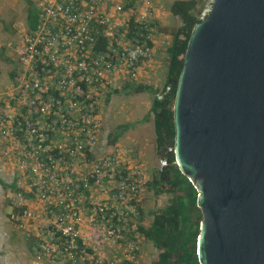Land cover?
<instances>
[{"label": "built area", "instance_id": "built-area-1", "mask_svg": "<svg viewBox=\"0 0 264 264\" xmlns=\"http://www.w3.org/2000/svg\"><path fill=\"white\" fill-rule=\"evenodd\" d=\"M37 4L38 30L10 45L17 74L0 92V165L20 189L10 220L34 237L31 264H140L141 229L151 225L144 216L150 175L104 140L101 96L115 88L117 74L136 81L157 42L169 39L157 28L152 0L129 13L116 0ZM133 15L153 47L127 37ZM102 32L110 39L98 50ZM167 165V157L159 160L161 170Z\"/></svg>", "mask_w": 264, "mask_h": 264}, {"label": "water", "instance_id": "water-1", "mask_svg": "<svg viewBox=\"0 0 264 264\" xmlns=\"http://www.w3.org/2000/svg\"><path fill=\"white\" fill-rule=\"evenodd\" d=\"M174 122L200 264H264V0H214L194 26Z\"/></svg>", "mask_w": 264, "mask_h": 264}, {"label": "trees", "instance_id": "trees-1", "mask_svg": "<svg viewBox=\"0 0 264 264\" xmlns=\"http://www.w3.org/2000/svg\"><path fill=\"white\" fill-rule=\"evenodd\" d=\"M25 2L28 6L27 25H23V35L33 36L38 30L41 13L37 2L34 0H25ZM205 8V0L170 1L168 3L169 13L178 21V24L173 26L171 30L166 26H158L160 31L171 37L167 46V73L164 86L156 88L152 85L138 84L133 81L127 82L122 87V91L126 94L152 93L150 116L153 118L155 127L158 163L163 157L168 159V165L162 170L158 166L153 169L149 181V191L156 197H167V202L163 207L153 210L151 225L141 229L145 234L146 241L152 243L158 250V256L153 264H200L197 255V242L203 213L197 204L198 192L190 180L181 172L176 163L175 152L174 150L169 152V148L175 146L174 103L184 57L192 29L202 21L200 17ZM148 35L149 32L144 29V25L139 23L136 16L133 15L127 37L134 42L136 40L147 41L148 45L153 47V42L148 38ZM99 39L97 49H104L110 38L105 32H102ZM16 74L17 71L14 69L12 80L15 79ZM167 86L170 87V91L162 99H159L157 93L165 90ZM119 90L114 89L113 91L119 93ZM107 92L106 100L109 101L112 92L111 90ZM121 127L124 131V129L129 128V125L124 124ZM120 135L121 132L115 134L109 142L115 144ZM10 187L13 190H20L16 183ZM33 242L30 243L31 250H34Z\"/></svg>", "mask_w": 264, "mask_h": 264}, {"label": "rangeland", "instance_id": "rangeland-1", "mask_svg": "<svg viewBox=\"0 0 264 264\" xmlns=\"http://www.w3.org/2000/svg\"><path fill=\"white\" fill-rule=\"evenodd\" d=\"M34 1L38 3V0ZM152 1L157 13V28L161 25L171 30L173 26L178 24V21L173 18L168 10V3L172 0ZM142 2L143 0H116V3L124 5V10L127 13L131 9L139 10ZM205 2L206 7L213 3L212 0H205ZM112 4L114 2H111ZM27 7L25 0H0V92L10 87L13 81L12 71L16 69L17 62L14 59L13 47L10 45H15L24 34L23 25H27ZM115 31L117 32V30ZM165 35L171 41L170 35L167 33ZM167 46H164L162 54L158 55L161 65L163 64L161 71L167 67ZM122 84L123 80L116 83L114 89H120V92L115 93L114 89L111 90L112 94L109 101L106 100L107 91L103 92L101 96V111H103L101 117L104 116L105 119L102 122L105 125L106 134L103 138L108 142L115 134L121 132V135L126 137L121 141V144L131 149L125 157L143 163L151 178L153 169L159 165L156 155L155 127L148 110L153 95L150 92L126 94L122 91ZM162 87L160 86V88ZM115 101L118 116L113 117L110 110L111 107H115ZM149 120H151L149 126H144V123ZM124 124H128L129 128L123 131L121 126ZM126 132L129 133V136L125 134ZM12 177L13 174L0 165V264H31L34 250H31L30 243L34 241V237L25 231L18 230L10 220L11 197L18 193L17 190L10 187ZM166 202L167 197H156L149 191L144 209V216L148 224L152 222L153 210L163 207ZM30 205L32 207L38 206V204ZM145 246L142 263L153 264L158 256V250L149 242Z\"/></svg>", "mask_w": 264, "mask_h": 264}, {"label": "crops", "instance_id": "crops-1", "mask_svg": "<svg viewBox=\"0 0 264 264\" xmlns=\"http://www.w3.org/2000/svg\"><path fill=\"white\" fill-rule=\"evenodd\" d=\"M170 41H168L167 44H169ZM166 44V46H167ZM165 45V41H158L155 47V52L153 54V57L151 59H149L140 69L139 71V77L138 79L135 81L138 84H143V85H152L154 87H158L160 88V86H164L165 83V79H166V73H167V67H165L164 71H161V67L163 66V64L161 65L160 60L158 58V55H161L163 52V46ZM165 46V47H166ZM167 53V52H166ZM152 78V80H151ZM114 80H116L115 82L117 83L118 81L121 82V80H123V84L121 85V88L130 81H127L125 79V77L122 74H117L114 77ZM113 103V101H112ZM116 101H115V107H111V113L114 116H118L117 113V107H116ZM114 105V104H113ZM151 104L149 105L148 110H151ZM103 112V111H102ZM103 114V113H102ZM102 120L104 121V116L101 117ZM149 118V117H148ZM150 119V118H149ZM153 121V118H152ZM144 122V121H143ZM149 123H151V120H149L148 122L144 123V126H149ZM103 124V128H102V136L104 137L105 134V130H104V123ZM130 130V129H129ZM125 134H128L127 136H129V133L126 132ZM126 137H124L123 135H120L118 140L116 141V145L120 146L122 149L126 150V151H130L131 149L129 147H127L126 145L121 144V141H123V139H125Z\"/></svg>", "mask_w": 264, "mask_h": 264}, {"label": "clouds", "instance_id": "clouds-1", "mask_svg": "<svg viewBox=\"0 0 264 264\" xmlns=\"http://www.w3.org/2000/svg\"><path fill=\"white\" fill-rule=\"evenodd\" d=\"M214 2V1H213ZM213 4V3H212Z\"/></svg>", "mask_w": 264, "mask_h": 264}]
</instances>
